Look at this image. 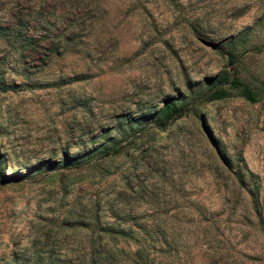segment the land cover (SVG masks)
Listing matches in <instances>:
<instances>
[{"label": "rangeland", "instance_id": "1", "mask_svg": "<svg viewBox=\"0 0 264 264\" xmlns=\"http://www.w3.org/2000/svg\"><path fill=\"white\" fill-rule=\"evenodd\" d=\"M19 18L34 46L0 40V264H264V0H0V26ZM225 70L258 101L227 83L208 100ZM168 98L183 108L159 128ZM112 137L121 153L92 151Z\"/></svg>", "mask_w": 264, "mask_h": 264}, {"label": "trees", "instance_id": "2", "mask_svg": "<svg viewBox=\"0 0 264 264\" xmlns=\"http://www.w3.org/2000/svg\"><path fill=\"white\" fill-rule=\"evenodd\" d=\"M27 30H29L27 24L23 23L20 18L16 20V22L12 25L0 26V40H3L6 44H8L12 49V51L14 52V54H16L17 57L19 58L23 57L24 54L32 46H34L33 37L26 34ZM248 35L249 34L246 31L239 38V41H241L242 45H245L247 43ZM238 43L239 42L237 40H231L227 44V54L230 62H234V60L236 59L237 54L234 52V50L237 48ZM38 46L43 50L52 51V48L47 47L45 45L39 44ZM223 83H227L230 88L237 90L240 93V95H242L246 100L252 103L257 102L259 99L257 92L251 86L244 83L239 77L233 76L230 72L225 70L219 76L211 79V88L207 93L208 100L221 99L229 95V91L222 85ZM7 89L8 87L6 86V84H3V82L0 80V90L5 91ZM182 108L183 106L178 98L165 99L161 108L154 115L153 118L154 125L159 128L165 127L168 121L175 114L180 113ZM136 133H139L140 136L142 135L141 130L135 131L134 134ZM113 140H115V137L110 138V140L104 142L103 144L101 143L99 146L93 148L92 151L97 153V155H109V154L116 155L121 153L122 150L119 147V144L113 143L112 142ZM88 160L89 159L86 157L77 156V157H72V159H67V158L64 159V161L60 165H63L65 163V165L68 164L77 167L83 163H86ZM248 172L250 173V175H253L250 170ZM0 177L1 179L5 178L4 172L1 169H0ZM237 179L239 181H244L245 175L238 173ZM248 192L252 199L253 208L255 209L260 219V223L262 224L264 229V218L261 210L260 196H259L260 187L258 182L254 183V185L248 190ZM102 231L108 236H112V237L124 236L137 241L140 247L136 249V251L134 252V256L138 259L143 258V254H142L143 242L138 237H136L135 231L132 228L106 226L102 228ZM91 264H100V263H98L96 258L93 256Z\"/></svg>", "mask_w": 264, "mask_h": 264}]
</instances>
